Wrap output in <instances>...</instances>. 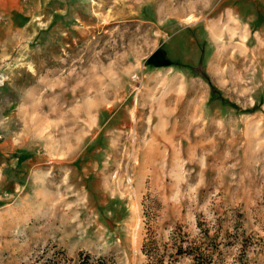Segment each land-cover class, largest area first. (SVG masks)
Returning <instances> with one entry per match:
<instances>
[{
    "label": "rangeland",
    "instance_id": "1",
    "mask_svg": "<svg viewBox=\"0 0 264 264\" xmlns=\"http://www.w3.org/2000/svg\"><path fill=\"white\" fill-rule=\"evenodd\" d=\"M0 75V264H264V0H8Z\"/></svg>",
    "mask_w": 264,
    "mask_h": 264
},
{
    "label": "trees",
    "instance_id": "2",
    "mask_svg": "<svg viewBox=\"0 0 264 264\" xmlns=\"http://www.w3.org/2000/svg\"><path fill=\"white\" fill-rule=\"evenodd\" d=\"M189 69L193 75L199 76L209 83L208 76L202 67L201 59L196 67H190ZM210 94L212 98L219 100L222 104L235 107V105L224 99L219 91L212 85H210ZM252 110L253 109L247 110V112H251ZM198 228H200L199 233L201 235L198 241L189 240L182 233L172 232L170 238L171 249H173V253L170 255L172 258L171 262H175L177 257H187L191 261V264H224L222 248L237 244L238 248L233 264H247V254L251 246L253 245L254 247L252 251H255V247L259 246L257 241L254 242L249 240L247 237H244L243 233L241 235L236 234L232 242L217 241L216 235L209 236V229H201L200 224H198ZM201 239L202 242L200 243H202V245L198 243ZM149 256L152 260L151 264H163L164 262L163 255H159V253L155 251L150 250ZM86 260L87 256H85L84 259L80 258L78 264H86Z\"/></svg>",
    "mask_w": 264,
    "mask_h": 264
},
{
    "label": "water",
    "instance_id": "3",
    "mask_svg": "<svg viewBox=\"0 0 264 264\" xmlns=\"http://www.w3.org/2000/svg\"><path fill=\"white\" fill-rule=\"evenodd\" d=\"M147 63H154L157 65L161 64L159 55L158 54L153 55L148 59Z\"/></svg>",
    "mask_w": 264,
    "mask_h": 264
},
{
    "label": "crops",
    "instance_id": "4",
    "mask_svg": "<svg viewBox=\"0 0 264 264\" xmlns=\"http://www.w3.org/2000/svg\"><path fill=\"white\" fill-rule=\"evenodd\" d=\"M5 1H8V0H0V3H2V4H3V2H5Z\"/></svg>",
    "mask_w": 264,
    "mask_h": 264
},
{
    "label": "built area",
    "instance_id": "5",
    "mask_svg": "<svg viewBox=\"0 0 264 264\" xmlns=\"http://www.w3.org/2000/svg\"><path fill=\"white\" fill-rule=\"evenodd\" d=\"M1 76V75H0ZM1 79H2V77H1Z\"/></svg>",
    "mask_w": 264,
    "mask_h": 264
},
{
    "label": "bare ground",
    "instance_id": "6",
    "mask_svg": "<svg viewBox=\"0 0 264 264\" xmlns=\"http://www.w3.org/2000/svg\"><path fill=\"white\" fill-rule=\"evenodd\" d=\"M257 156V155H256Z\"/></svg>",
    "mask_w": 264,
    "mask_h": 264
}]
</instances>
